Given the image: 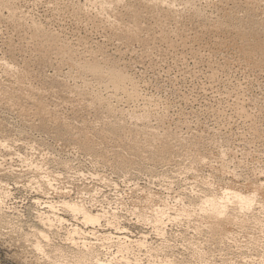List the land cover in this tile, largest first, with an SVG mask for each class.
Segmentation results:
<instances>
[{"label":"rangeland","instance_id":"rangeland-1","mask_svg":"<svg viewBox=\"0 0 264 264\" xmlns=\"http://www.w3.org/2000/svg\"><path fill=\"white\" fill-rule=\"evenodd\" d=\"M0 171L15 216L0 222V264H55L33 225L62 199L109 211L98 235L142 238L130 254L99 240L103 257L264 264V190L230 242L223 223L173 219L264 184V0H0ZM56 205L57 244L70 224L93 230Z\"/></svg>","mask_w":264,"mask_h":264},{"label":"bare ground","instance_id":"bare-ground-1","mask_svg":"<svg viewBox=\"0 0 264 264\" xmlns=\"http://www.w3.org/2000/svg\"><path fill=\"white\" fill-rule=\"evenodd\" d=\"M110 79H111L112 84L115 87H119L121 85L123 87H125L127 85V84L125 85V83L123 82L124 80H123V78L121 76L112 75V77ZM132 94L135 95L134 93H132ZM137 118H138V116H137ZM104 131H107V130H103L102 132H104ZM117 132L119 133L120 131H117ZM117 132L116 133L113 132V133L117 134ZM121 133H123V132H121ZM149 134H152V133H149ZM86 135H88V134H86ZM146 135H148V133ZM150 136L152 137V135H149V137ZM146 137H148V136H146ZM89 138H86V140L88 141ZM87 141L83 140V143H85ZM93 141H94V139H93ZM88 146H90V145L88 144ZM4 149H6V148H4ZM124 163H125V161H124ZM48 179H50V177ZM44 180L47 181V178L44 179ZM50 180H49L50 183H48V185L51 184V181ZM225 189H224V193H222V196L219 195L220 197L215 194V195H206L204 198H201V201L202 202H201V204L199 205L198 208H190V207L187 206L188 208H185V209L183 208L181 211H178L177 209H175V210H177V212L176 211L173 212L174 213L173 215L175 216V217L173 216V219L180 218L179 216H183V215L187 219L188 217H191L192 215H195V216H197L198 220H199V217H200V219H202V222H203V219L206 220V222L204 221L205 223L208 222L207 220H211L212 222H214L213 220H215L217 222V224L218 223H223L224 226H222V229L219 230V227H218L219 225L218 226L217 225L215 226V225H213V223L210 225V227L211 228L214 227L212 229H214L215 231L216 230H219L220 231V236H222L223 242H224V239L227 240V241H229V242L230 241H233V239L235 238V236L232 233H228L227 230L230 227H235V226H238L240 228L243 227V225L245 224V221L249 217V216L247 217V215L252 210L251 208L254 205V202L256 201V194L258 193V191L261 192V191L264 190V184H261L257 188V191L256 190L255 191H252V192H254V194H249V195L243 194L240 191L234 190L233 188H232L233 190L230 189V188L229 189H226V190ZM3 192H6L5 191V188H4ZM40 201L41 200L39 199L36 202H39L40 203ZM46 202L49 204V205H46L45 204L46 206L49 207V208H47L48 210L47 211L46 210L45 211H38V213L36 215V218L34 217L36 219V222L33 225L35 227V229L33 230L34 231V235H38V238H41V239L37 240L36 243H35V245H33V246L42 255H45V257L47 259H49L51 257L54 258V260L51 259V262L53 260V261H55L53 263L60 264L59 263V260L60 259H62L64 257H67L68 258L69 256H71V258H73V262L74 263L76 262V264L77 263L78 264H141L140 263V259L138 260L137 257H136L137 259L134 258V260H130L129 259V256L130 255L129 256L121 255L122 256L121 257V260H120V258H119V260H116V256L114 258H111V259L108 258V257H103V256H105V254L103 255L102 254V251H100V248H99L103 244L102 242H100L102 240H109L110 239V242L114 243L117 246V250H118L117 252H120L122 254H124L123 252H125V254L126 253L127 254L129 253V251H130V245H132V244H134V245L135 244H140L139 245V247H140V246H142V243H143V241H141L142 238H141V240H131L130 238L128 239L127 237L116 236L115 239L117 238V240L114 241L115 239L113 238V235H112L113 233L110 234V233H105L104 232V233H102V235H100V234L98 235L99 232L96 231V230H94V229H96V227H98V226H101L102 225L101 222L104 221L106 219V217L108 218L107 214L109 213V211H106V209L104 211L102 210L101 212H99V211L98 212H94L92 209L88 208L85 205V203L84 204H81L80 203L81 201L80 202L79 201L78 202H72L71 200H66V199H64V200L62 199L61 201L49 200V201H46ZM56 203H61L62 206L66 209V212L70 213L74 217H77L78 219L80 218L81 219V222L84 224V226H86V228L92 227L93 230L87 231L86 229H82L81 227H79L77 224L76 225L75 224H70L71 227L70 228H67V230H66V232H67L66 234L67 235L65 236V239L63 238V240H64L63 243L62 244H60V243L57 244L56 243L57 242L56 239H52V236H55L56 237V235H59L58 231L60 229H62V227H63L62 225L64 223H67V220L58 213V210L59 209H57V207L59 205H56ZM231 205H233L234 207L232 206L233 208H231ZM6 209L7 208L4 205V199H2L1 196H0V222H2V223H5V222H8L9 223L12 219H15V216L12 215L13 216V218H12L11 214H9ZM230 210H231V212L235 211L237 214H235L234 212L233 213H230ZM166 211L167 210H165L163 208H160V207H158L157 209L155 208V212H153V214L155 213L154 216L156 218L153 221H155V222H157L159 224L160 223L162 224L165 221L164 219H166L165 218L166 216L168 218L169 217H172V214H170V213L167 214ZM260 211H262V210H260ZM192 212H194V213L192 214ZM232 214L237 215V216L235 217ZM253 216H254V214H253ZM256 216L257 215H255V217ZM255 217H253V218H255ZM181 218H183V217H181ZM188 219H190V218H188ZM244 219H246V220L244 221ZM249 219H250V217H249ZM105 221H107V220H105ZM108 222L111 223L110 221H108ZM216 222H215V224H216ZM260 222L261 221H259V224H261ZM208 223H210V222H208ZM113 224H114V222H113ZM111 225H112V223H111ZM114 225H116V224H114ZM206 225H208V224H205V226ZM221 225L222 224H220V226ZM245 225H247V224H245ZM117 226H119V224ZM260 226H262V225H260ZM102 227H104V226H102ZM160 227H161V225H160ZM160 229L162 230V228H160ZM54 230L56 231V233L54 232ZM206 231H210V230H207L206 229ZM59 232H61V230ZM210 232H213L214 233V231H212V230ZM51 233L52 234L55 233V235H52ZM89 236L92 237V238L96 237L95 239H97V241L96 240L95 241H92L89 238ZM218 236H216V237H218ZM55 237H53V238H55ZM76 237H79V238L77 239ZM215 239H217V238H215ZM52 240H54V243L52 242ZM43 241H45L44 244H43ZM145 243H147V242H145ZM45 246H46V249H45ZM144 246H146V244H144ZM34 247H32V248L34 249ZM110 247H112V245ZM110 252H113V251H110ZM114 254H115V252H114ZM114 254L113 255L111 254V255L114 256ZM38 255H40V254H38ZM53 255H54V257H53ZM49 260H47V261H49ZM69 260H68V262H69ZM60 262H61V260H60ZM164 264H173V263H172V261H167Z\"/></svg>","mask_w":264,"mask_h":264}]
</instances>
